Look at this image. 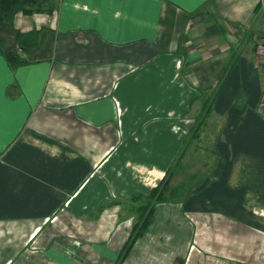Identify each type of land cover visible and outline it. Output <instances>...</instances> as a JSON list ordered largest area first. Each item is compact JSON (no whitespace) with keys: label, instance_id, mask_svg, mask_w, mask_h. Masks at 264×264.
<instances>
[{"label":"crops","instance_id":"crops-1","mask_svg":"<svg viewBox=\"0 0 264 264\" xmlns=\"http://www.w3.org/2000/svg\"><path fill=\"white\" fill-rule=\"evenodd\" d=\"M262 2L0 19V264H264Z\"/></svg>","mask_w":264,"mask_h":264},{"label":"trees","instance_id":"trees-1","mask_svg":"<svg viewBox=\"0 0 264 264\" xmlns=\"http://www.w3.org/2000/svg\"><path fill=\"white\" fill-rule=\"evenodd\" d=\"M42 0H0V19L1 20H6V21H11L13 15L19 11L25 12V13H33V12H37V11H42L43 7L41 6ZM40 6V7H38ZM21 39H23L21 37ZM22 46H26V48H28V45L26 43H24L23 41H21ZM7 56L9 57V59H11L12 61H16L18 63L22 62V58L15 56L14 53H7ZM222 83V82H221ZM221 83L218 84L217 89L219 88V86L221 85ZM217 89L216 92L213 93V95H211L208 100H207V107H205V109L203 110H207V109H211V104L213 103V99L217 93ZM206 113V112H205ZM200 125L198 124L197 129L195 130V132L197 133L200 129ZM161 191V192H160ZM163 194V190H160V187H158L157 189L153 190L151 192L150 197L155 198L154 196L158 195L157 199H155L156 201L159 199H162L163 197L160 195ZM152 202V201H151ZM149 209V207H146V211ZM145 211V212H146ZM143 215V219L141 220V222L139 223V228L136 231L137 233H134L131 235L129 243L126 245L125 249H124V254H126L128 252V250L130 249V247L133 245L135 239L137 238V236L139 234H141V232L143 231V229L146 227V225L150 222V218H149V213L147 216Z\"/></svg>","mask_w":264,"mask_h":264},{"label":"built area","instance_id":"built-area-1","mask_svg":"<svg viewBox=\"0 0 264 264\" xmlns=\"http://www.w3.org/2000/svg\"><path fill=\"white\" fill-rule=\"evenodd\" d=\"M261 12L264 16V0L261 3ZM262 30L263 33L261 36L257 37L256 41L255 59L258 65L264 67V24Z\"/></svg>","mask_w":264,"mask_h":264},{"label":"rangeland","instance_id":"rangeland-1","mask_svg":"<svg viewBox=\"0 0 264 264\" xmlns=\"http://www.w3.org/2000/svg\"><path fill=\"white\" fill-rule=\"evenodd\" d=\"M198 127V124H197V126H196V128ZM192 167H194L192 170H194L195 169V164H193V166ZM163 198L165 197V193L163 192V194H160ZM156 199H157V197H158V195H156V196H154ZM162 198V199H163ZM162 199H159V200H162Z\"/></svg>","mask_w":264,"mask_h":264}]
</instances>
